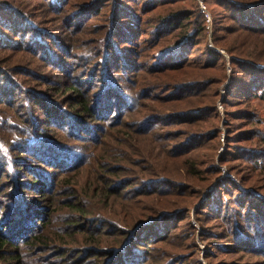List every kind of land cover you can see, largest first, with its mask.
<instances>
[{
    "label": "trees",
    "instance_id": "trees-1",
    "mask_svg": "<svg viewBox=\"0 0 264 264\" xmlns=\"http://www.w3.org/2000/svg\"><path fill=\"white\" fill-rule=\"evenodd\" d=\"M37 1L54 14V22L63 21L64 37H56V27L41 20L38 3L32 9L19 0L0 3V264L11 258L15 264H39L30 255L54 249L56 257L46 264H201L186 253L194 235L181 245L174 239L191 201L200 200L209 186L214 188L195 211L224 223L230 240L224 249L238 260L234 264H264L261 154L250 151L258 157L249 156L253 166L263 168L260 174L255 176L257 169L251 167V177H241L235 186L214 181L220 170L207 155L220 142L219 102L231 124L247 131L240 143L251 139L247 126L256 118L253 110L244 104V114L234 121L226 109L231 97L264 101V0H207L214 6L215 47L197 0ZM100 4L112 7L106 38L96 49L81 47L78 37L99 16ZM18 76L35 87L28 89ZM229 80L223 98L221 86ZM48 85L59 88V101L55 92L44 91ZM146 100L158 107L150 108ZM174 126H185V133ZM257 132L264 146V132ZM116 133L120 137H113ZM183 135L182 143L170 147ZM155 138L164 142L157 160L162 157L163 166L172 167L168 172L153 170L157 163L151 165L149 154L139 149ZM228 146L230 153L234 145ZM207 159L209 165H201ZM231 162L220 164H239ZM112 163L137 164L146 175L117 178L122 167L112 168ZM87 165L94 169L92 193L105 201L102 208L91 209L77 185L67 190L60 182ZM203 183L202 191L190 192ZM122 192L130 201L124 210ZM63 194H78L80 202L63 204L60 216L56 205ZM153 197L157 208L149 209ZM60 223L67 224L57 227ZM61 235L74 237L78 246L55 247Z\"/></svg>",
    "mask_w": 264,
    "mask_h": 264
},
{
    "label": "rangeland",
    "instance_id": "rangeland-1",
    "mask_svg": "<svg viewBox=\"0 0 264 264\" xmlns=\"http://www.w3.org/2000/svg\"><path fill=\"white\" fill-rule=\"evenodd\" d=\"M18 1V0H16ZM20 2H24V4H26V6L29 5V8L33 7L34 5H38L40 6V8L43 10V17H41V20L44 21L46 19V23H50V27H56L55 29H52V31L54 30L55 36L58 38L64 37V23L63 21H59V23H56L53 21V19H51V17L54 16L53 13H51V11L49 10L48 7L44 6V3L39 4L40 2H38L37 0H19ZM76 3H78L79 1L82 0H74ZM2 2V0H0V3ZM198 2V0H197ZM204 4L208 10V12L211 15V19H212V23H211V30H209L207 28V24L205 21V27H206V32L208 35V39H209V43L211 44V46H214V15L212 12V8L214 7L213 5L209 7L208 5V1L204 0ZM31 5V6H30ZM103 4H100V6L102 8L99 7V10L101 9V12L99 14V16H94L96 17L95 19L91 20L90 22H88L85 26H84V30L83 33L78 37L80 40L79 45L81 47L84 48H90L91 50L96 49L95 47L99 46V41H101L102 39L105 40L106 35H107V26L110 25V12L112 11V7L106 8V6H102ZM112 5V4H111ZM199 5V2H198ZM43 6V7H42ZM32 9V8H31ZM30 9V11H31ZM38 15V14H37ZM63 17V16H62ZM37 21V19H36ZM53 47H55L54 45H52ZM118 46V45H117ZM55 49V48H54ZM220 53H222L223 55H225V57L227 59H229L228 55L226 54L225 51L221 50V49H217ZM6 53V52H1ZM38 66H40V62L38 63ZM5 67H10V66H5ZM38 70L40 71L39 67ZM228 72H230L231 70V66L230 64L228 65ZM232 71V70H231ZM41 72V71H40ZM55 72V71H54ZM57 73V72H55ZM53 74V73H51ZM230 79L231 75L228 76ZM19 79L25 80L23 81V84L25 87H28V89L33 88L35 86H33L35 84V82H32L29 78L25 77V76H18ZM54 79L56 80H64V77L62 76H56ZM38 82H41V80L38 78L37 79ZM231 82L230 80L227 81L226 83H224V85H222L221 89H222V96L223 98L225 97L224 94V87ZM52 83H56V82H52ZM52 87H55V85H48L44 87V91L50 95H52L54 92L57 94V99L56 101H59L60 98H62L59 94V88H57L56 90L52 89ZM238 98L236 97H231L229 102H228V108L226 109L227 111H230L229 116H231L230 118H232L234 121H238L236 120L239 117H242L241 115H243V111L240 110L242 107H244V104H246L251 111L253 110V112L255 114H252L251 116L256 117V118H250L251 119V124H248L249 126V133L247 136H250L249 138L251 139H247L248 141L246 143H240L241 139L243 137L242 134L246 133L247 131L243 132V128H240L241 125H238V122H235V124H231V122L228 120V115H226L225 113V108L223 107V105H221V102H219V111H220V121H218V129L220 130V138L219 141L216 145V149L213 152H209L207 155H212V157L210 158V161H212V163H216V167L218 170L216 174V176H214V181L217 179V181H221V180H226V181H230L231 183H233V185L235 186V183H241L240 180L241 177L245 176L247 177V180L251 177V167H255L254 165V161H251L249 159V156L254 157V155H256L258 157L257 154L255 153H250V151H254V152H259L261 154V160L264 162V146L259 143V139L256 137V134L258 133L257 131H262L264 132V101H260L257 99H253L250 101H246V102H237ZM147 102V106L149 105L150 108H157L158 104L153 103L152 101H148ZM22 104H24L22 102ZM24 113V111L21 108L20 114ZM128 123H131V121H129ZM141 125H138V128ZM162 127V126H161ZM159 127V128H161ZM175 127V126H174ZM172 129V128H171ZM173 129H177L178 133H185L184 131L186 130L185 126H176ZM239 129V130H238ZM122 131H125L124 129H122ZM166 131H170V128H167L165 130L162 131H158L157 134H163ZM175 131V130H174ZM235 132V135H232L230 139H228V135H230V133ZM113 137H120V135L118 133L114 134ZM184 137H186L185 135L183 136H177L176 138L172 139L169 144L170 147H177L180 143H182L184 140ZM202 140V139H201ZM202 142H204V140H202ZM164 142H159L158 140L153 139L152 142H145L140 144L139 149L141 151H143V153H145L146 157L147 154H149V157L151 158V165H154L157 163V165L153 168V170L155 171H159L160 173L162 172V170L164 169L166 172L170 171V166L168 167H164V161L162 159V157L158 156V160H157V154L161 148V145ZM229 143H233L234 148L233 150L229 153L228 150H231L232 148H230L228 145ZM241 145L243 147H250L251 150H243V148H241ZM240 148L241 150L239 152H237V156H235L232 153H235V149ZM163 149V148H162ZM161 149V150H162ZM206 153V152H204ZM203 153V154H204ZM202 154V155H203ZM105 155H107L106 152L100 154V157L102 159H104ZM244 157V158H242ZM229 160V161H233V162H237L239 164H232L231 168L229 165H221L220 162L221 160ZM235 159H239V160H235ZM243 159V160H242ZM231 162V163H233ZM206 163H209V159L205 160L204 162L201 163V165H204ZM112 168H116V167H122V171L120 172V174L117 176V178H127L128 176L132 175L137 179H143V176L146 175V168L143 167L142 168V172L140 170V168L135 165H130L128 164V166L126 165H120L119 163H112ZM209 165V164H206ZM206 165L204 167H206ZM92 166V164H91ZM229 166V167H228ZM238 170H234L233 169ZM264 167V165H263ZM91 167L85 166L77 171H73L67 175H65L64 177L61 176L60 177V182H62L63 186L68 190L69 188H71L72 185H77L78 186V191L79 194L83 195L86 198V201H88V206L91 205V209L92 206L93 207H98V208H102L105 206V201L101 200L99 197H95L94 194L92 193L93 191V181H92V176H93V171L94 169H90ZM257 170L254 173L255 176L260 174V169H263L261 167H255ZM123 169H125L123 171ZM148 170V169H147ZM127 171V172H126ZM125 172V173H124ZM238 174V176L240 177V179L235 180V175ZM89 175L91 176V180L89 179ZM208 174H204L203 177H207ZM218 176V177H217ZM256 179V178H255ZM9 180L7 179V176H5L4 181ZM3 181V182H4ZM243 183V182H242ZM94 184V183H93ZM201 187L200 188H191L190 192H195V191H202L204 189V187L206 186L205 183L200 184ZM250 186V184H249ZM214 188V186H209V188H206V190H204V193H202V195L200 196L201 199L199 200H192L191 201V207L186 211V214L188 216V218L186 219L185 222L180 224V228L178 231H181L180 236L175 237L174 239V243L176 245H181L182 243L185 242V238L189 237L190 235H194L193 237H191L189 239V244L186 248V253L188 256H190L191 258L194 257L197 258L199 261H201V264H234V262H237L238 260H234L236 258H230V257H235V256H231L226 254V251L224 249V247H226L227 244L230 243L229 239H226V235H224V223L220 220L214 219L213 217L209 216V215H205L202 213V210H200L199 212L195 211V209L198 207H200V205L205 202V198L207 195V192H211L212 189ZM234 188V187H233ZM66 190V191H67ZM228 190V189H226ZM63 192V189H62ZM66 193V192H63ZM123 193L125 194V192H122L121 194V205H120V210H124L125 206L130 203V201H128V194L127 195H123ZM172 196V195H171ZM153 200V203L149 204L147 207L149 209H156V197L151 198ZM59 201L60 203L56 205V207L58 209L61 210V215L63 216L64 213V206L66 205V203H70V202H80V198L78 197V194H76L75 197L71 196L70 194H63L59 197ZM64 204V206H62ZM228 202H226V206H227ZM113 202L110 201V205L109 206H113ZM186 207V206H185ZM98 212V209L94 210V214H96ZM22 220L23 217L25 218V213L22 214L21 216ZM246 218H249V215H246ZM62 221V219H60ZM63 222V221H62ZM64 224L67 223H60L57 224V227L62 225V227H65ZM181 229V230H180ZM53 233H57L56 231H54ZM71 233V231H70ZM58 238H60L61 240L57 239L56 242V246L58 248H67V247H77L78 246V242L74 237H70V236H64L61 235ZM152 248H146L147 251L153 253L154 255L157 254V252H154L152 250H150ZM10 254H12L14 252V249H10L7 250ZM56 252L57 249L48 251V253H33V254H29L30 257L34 260H38L39 264H46L48 259H50L51 257H56ZM209 256V258L207 259V257ZM2 259L4 258H0V261H2ZM12 259V258H11ZM8 260L6 261L7 264H15V262L13 260ZM245 259V258H244ZM56 261V260H53ZM248 261V260H246ZM57 262H61L60 259L57 260ZM1 264H3L1 262Z\"/></svg>",
    "mask_w": 264,
    "mask_h": 264
},
{
    "label": "built area",
    "instance_id": "built-area-1",
    "mask_svg": "<svg viewBox=\"0 0 264 264\" xmlns=\"http://www.w3.org/2000/svg\"><path fill=\"white\" fill-rule=\"evenodd\" d=\"M198 2H199L200 11L204 15V19L206 21L207 28L209 30H211V23H212L211 15L208 12V10H207V8H206V6L204 4V0H198Z\"/></svg>",
    "mask_w": 264,
    "mask_h": 264
}]
</instances>
